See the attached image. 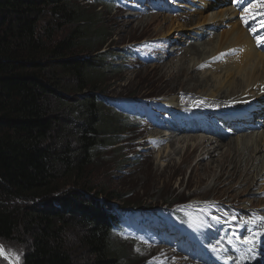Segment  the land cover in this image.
I'll return each instance as SVG.
<instances>
[{
	"label": "trees",
	"instance_id": "1",
	"mask_svg": "<svg viewBox=\"0 0 264 264\" xmlns=\"http://www.w3.org/2000/svg\"><path fill=\"white\" fill-rule=\"evenodd\" d=\"M89 13L80 0H0V246L22 247L21 264H129L113 238L127 228L99 198L136 205L91 182L120 140L93 92L110 37Z\"/></svg>",
	"mask_w": 264,
	"mask_h": 264
},
{
	"label": "rangeland",
	"instance_id": "2",
	"mask_svg": "<svg viewBox=\"0 0 264 264\" xmlns=\"http://www.w3.org/2000/svg\"><path fill=\"white\" fill-rule=\"evenodd\" d=\"M80 1L81 5L89 10V14L94 16L97 22L96 28L108 33L110 37L103 48V53H105L103 67L109 66V68L101 76V82L96 86L97 91L93 90V92L98 94L99 106L109 127L108 133H111L112 136L115 135L113 140H120L117 145L112 144L99 151L95 165L91 170L92 185L96 186L97 190L106 187L107 193H121V196L124 194V197L126 196L135 203L136 206L130 208L126 207L120 199H115L108 204L105 194L100 197L101 199L99 198L104 208L113 214H116L118 210L120 216L123 215V210L130 213L131 215L128 216V214L127 218L132 227L137 225L134 223L133 217L134 213L139 211L166 216L171 220L168 223V234H166L165 228L154 225L150 230L143 228L137 233L133 232V228L128 231L117 230L113 238L123 252L128 255L129 264H190V260L189 263L185 262V256L181 257L184 255L183 250L176 248V241L186 237V232L191 229L199 235L202 234L205 239L215 235V228L211 222H214L216 226L222 222L228 223L226 220L212 216V213L219 216L218 213H221L222 209H224L225 214L226 211L233 213V215H226L231 216L230 218H234L235 221L242 220L238 215L245 212L240 208L245 205L254 208L253 204L244 201H252L253 198H258V193L251 194L252 196H249L248 193L238 196L239 182L224 185L225 183L222 182L228 177L226 168H223L224 162L220 165V162L217 161L216 165L220 166V170H217V167L213 169L209 163L204 162L203 166L212 168L210 174L205 173V170H192L195 166L194 157L188 165L178 166L180 158H177L171 165L161 167L157 163V150H155L159 148V144L156 145L157 142L155 143L154 140L146 141L152 134L153 136H160L167 133L162 130L163 126H166L169 117H174L176 110L168 113L163 120L161 116L164 115L160 114L158 106H150L149 102L155 101L157 104L169 106V109H172L170 107L172 105H165L160 102V97L176 94L184 87L181 85L184 75L177 82L166 76L164 68L166 63L176 62L183 56V54L172 55L169 50L175 44H178L182 50L187 49L188 44L196 41V35H191L190 32L183 34L174 32L166 38H161V34L169 28V23L160 24L155 21L149 25H141L140 22L142 19L157 16L158 18L173 19L177 17L181 23H184L188 18L184 17L183 14L187 11H180V14L175 15L173 10L175 4L171 6L173 0ZM70 96L76 97L75 95ZM136 102H146L149 106L134 110L133 105ZM182 102L188 103L187 101ZM178 106H176L177 109ZM149 107L151 115L146 112ZM189 108L190 105H181L179 109L181 111L183 109L184 114L181 115L178 112L173 122L182 126L185 125V118H188L185 112ZM197 113L201 112L197 110L194 118L200 121L201 115H197ZM64 117L70 118V115L66 113ZM161 122L165 124L161 126ZM200 123L203 124V128L208 127L205 121H200ZM201 124H198L194 129L199 134L186 133L184 135H203L200 134ZM155 130H159V132ZM178 131L173 134L184 136ZM236 136L226 137L221 142L224 145L228 144ZM151 142H153L154 147L150 146ZM164 144L162 142V145ZM227 169L230 171V167ZM222 173L225 175L220 179ZM213 174L215 175L213 176ZM219 174L220 176H217ZM215 176L216 179L218 177L217 181L213 179ZM69 189L70 187H66L64 191ZM255 192L258 190L255 189ZM56 196L59 197L60 195ZM173 201H177V203L173 206L169 205ZM208 202H215L216 208L213 212H207L211 207L209 204L205 205L201 211H194L195 207H202L201 203ZM191 204L192 206L188 207ZM204 215L206 220L202 221L204 218L200 219L199 216ZM252 216L249 215V217ZM186 223H188L187 226H190L189 228L183 227ZM229 223H231L230 219ZM234 224L241 227L245 226L240 222L237 224L234 222ZM75 238L76 236L72 235L70 240L74 241ZM192 240L194 243L197 242L192 237L181 242L184 252L197 251L195 246H188ZM165 243H168L169 247L176 253L167 247L161 249ZM10 248L12 254H19V264H21L24 254L22 247L14 243ZM217 251L219 250L217 249ZM199 257L200 264H204L203 256ZM85 259L86 257L82 256L80 262ZM0 264L9 263L0 257Z\"/></svg>",
	"mask_w": 264,
	"mask_h": 264
},
{
	"label": "bare ground",
	"instance_id": "3",
	"mask_svg": "<svg viewBox=\"0 0 264 264\" xmlns=\"http://www.w3.org/2000/svg\"><path fill=\"white\" fill-rule=\"evenodd\" d=\"M190 1L195 5L178 4L183 7V10H188L183 14L188 18L184 23H181L177 17L173 19L158 18L157 16L142 19L140 22L141 25H149L155 21L160 24L169 23V28L167 27V31L161 34V38H166L174 32L179 34L190 32L191 35H196V41L188 44L187 49L182 50L178 44H175L169 50L172 55L183 54V56L176 62L166 63L164 67L166 76L177 82L184 75L181 81V85L184 87L176 94L160 97V102L172 105L170 106L172 108L179 105L178 110L181 105L187 104L182 101L190 103L188 111L199 107L208 109L209 112H202L205 116L200 121L210 120L213 114L219 112L237 116L246 124H253L251 117L254 114L256 118L260 119L264 116V54L262 50L256 48L255 39L250 36L247 29L242 27L238 20L239 13L228 5V0H215L214 4L205 0ZM202 8H206V10ZM191 35L189 37L192 38ZM227 105H233L230 111H228ZM185 113L188 115L187 119H190V112ZM200 121L195 118L187 121L188 126H182L178 132L183 135L186 134L184 132L187 129L193 132L197 125L201 124ZM258 122L260 123L259 119ZM263 122L259 124L261 127L253 132L242 135L235 134L236 138L225 145L221 142L223 139L219 140L206 135L181 136L173 134L174 132H167L160 136L152 134L146 140H154L155 143L157 142L156 145L159 144V148L155 150H157V163L161 167L171 165L177 158H180L178 166L188 165L194 157L195 166L192 170H205V173L210 174V170L214 167L220 170V166L216 165L217 161L220 162V165L224 162L223 168H226L228 176L222 182L225 183L224 185L239 182L238 196L245 193H248L249 196L258 193V198L244 201L253 204L254 208H250L248 205L240 208L245 212L238 215L242 219L240 221H235L234 218L226 215H233L227 211L226 214L224 211H220L221 216L212 213L213 217L228 221V223L222 222L218 226L211 222L215 228V235L212 237L205 239L202 234L199 235L193 229L188 231L186 237L182 238L176 247L183 250L184 255L181 257L185 256L186 263H189L190 260V264H200L199 256H203L204 264H264ZM201 130L200 127V132ZM155 131L159 132V130ZM162 142L165 144L162 145ZM151 143L150 146L154 147L153 142ZM160 146L163 147L160 148ZM238 158L239 160H237ZM204 162L209 163L212 168L203 166ZM228 167H230V171H228ZM224 175L225 173H222L221 176L220 174L217 176L222 179ZM213 179L217 181L218 177L216 179L215 176ZM255 189L258 192L254 193ZM214 203H199L202 207H195L194 211H201L205 205L209 204L211 205L210 210L206 211L213 212L216 208ZM249 215L254 217H249ZM199 218H204L202 221L206 220L205 215L199 216ZM229 219L231 223H229ZM234 222L236 224L240 222L245 226H236ZM225 229L228 231L226 234H224ZM230 236L232 237L230 238ZM189 237L197 240L196 243L193 240L192 243L189 242L191 246H195L196 252H184L181 242ZM258 244L260 247L255 246ZM165 245L164 247L170 248L168 243ZM170 249L176 253L175 250Z\"/></svg>",
	"mask_w": 264,
	"mask_h": 264
},
{
	"label": "snow or ice",
	"instance_id": "4",
	"mask_svg": "<svg viewBox=\"0 0 264 264\" xmlns=\"http://www.w3.org/2000/svg\"><path fill=\"white\" fill-rule=\"evenodd\" d=\"M235 2L242 4L244 0H235ZM255 6L256 5H252L249 8H245L244 12L248 13L250 17L254 18L255 15L257 14L252 13L251 8ZM259 7L261 9H264V0H262V2L259 3ZM259 14L264 15V12H261ZM249 16H243V15L241 16V20L245 23L246 26L249 22ZM260 27L264 28V20L261 21ZM250 31H253V34L255 35V30L250 29ZM257 44L258 46L264 44V37H257ZM0 257L6 259L9 262V264H19V254H10L3 248V246H0Z\"/></svg>",
	"mask_w": 264,
	"mask_h": 264
},
{
	"label": "water",
	"instance_id": "5",
	"mask_svg": "<svg viewBox=\"0 0 264 264\" xmlns=\"http://www.w3.org/2000/svg\"><path fill=\"white\" fill-rule=\"evenodd\" d=\"M4 259V258H3ZM6 260V259H5ZM7 261V260H6ZM8 262V261H7ZM9 263V262H8Z\"/></svg>",
	"mask_w": 264,
	"mask_h": 264
}]
</instances>
